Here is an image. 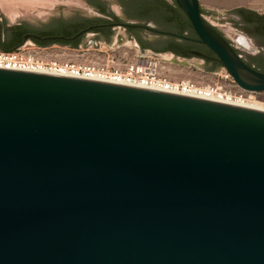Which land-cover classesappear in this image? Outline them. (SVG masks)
<instances>
[{
  "label": "water",
  "instance_id": "obj_1",
  "mask_svg": "<svg viewBox=\"0 0 264 264\" xmlns=\"http://www.w3.org/2000/svg\"><path fill=\"white\" fill-rule=\"evenodd\" d=\"M176 2L196 39L118 26L196 40L240 89L264 91V33L233 10ZM0 264H264V111L0 67Z\"/></svg>",
  "mask_w": 264,
  "mask_h": 264
},
{
  "label": "rangeland",
  "instance_id": "obj_2",
  "mask_svg": "<svg viewBox=\"0 0 264 264\" xmlns=\"http://www.w3.org/2000/svg\"><path fill=\"white\" fill-rule=\"evenodd\" d=\"M108 11L107 15L124 18L126 22L135 21L130 19L123 12L118 0H99ZM169 5H175L174 0H164ZM201 8L210 9L217 12H229L237 7H243L264 15V0H199ZM83 14L88 17H95L97 14L93 9L88 8L84 0H0V17L7 24H14L21 19H45L51 15L73 16ZM203 19L216 28L222 35L234 43L232 37L237 34L241 41L234 43L248 54L257 53V48L252 44L251 39L243 31L233 27L230 22H218L221 20L219 16L204 15ZM123 16V17H122ZM147 24L160 29H167L173 32L179 28V24H164L161 20H149ZM115 36L109 43L91 42L80 48H65V47H41L26 40L19 44L15 49H26V52L31 53L44 61H56L59 63H82L94 67H102L108 71L125 72L132 64L140 61L156 62L154 73L160 78H164L170 82L188 81L197 85L217 84L225 90L237 92L238 86L228 79L215 74L219 70L213 69L212 65L206 60L197 56L182 57L173 54L170 51L155 52L151 49L142 50L135 40L130 39L125 34V29L121 26L115 27ZM233 32H236L233 34ZM183 34H191V31H186ZM145 35L157 38L159 42L166 43L174 41L167 36H153L152 33ZM119 39V37H121ZM247 37V38H246ZM247 39L252 46L250 49L247 45ZM241 46V47H239ZM243 47V48H242ZM14 49V50H15ZM250 103L261 105L264 107V91L254 92Z\"/></svg>",
  "mask_w": 264,
  "mask_h": 264
},
{
  "label": "flooded vegetation",
  "instance_id": "obj_3",
  "mask_svg": "<svg viewBox=\"0 0 264 264\" xmlns=\"http://www.w3.org/2000/svg\"><path fill=\"white\" fill-rule=\"evenodd\" d=\"M99 2L100 7L91 4L89 0H84L85 5L88 8L93 9L97 14L95 17H88L83 14H77L68 17L63 15H51L45 19H21L18 22H15L14 24H7L3 20L4 18L0 17V35L2 38H5L8 35L11 36L12 41L16 44H21L26 40H30L31 43L45 48L54 46L65 47L70 49L80 48L89 44L90 41L94 42V44L101 42L109 43L115 36L114 29L116 26H118V23L126 21L124 18L115 17L111 14L107 15L108 11L102 4L103 2ZM123 12L125 13L124 9ZM90 26L93 27L89 29ZM130 28L132 27L124 28L125 34L130 39L135 40L139 47L142 42L147 44L148 46L155 48H161L166 45L170 46L175 52H178V54H180L179 56H197L206 60L211 65L213 64L210 59L211 56L208 48L196 40L180 39L177 37L156 33L143 28H141L142 30H130ZM146 33H152L154 34V37L167 36L173 38L174 41L162 43L159 42L157 38L145 35ZM175 33L179 32L175 31ZM25 35H28V37L25 38ZM34 35L37 36V38ZM187 36L193 39L197 38L195 33L193 32H191L190 35L187 34ZM121 38L122 36L119 37V39ZM244 47H250V41L248 39L247 45H244ZM244 59L247 63H249V65L256 68L251 60H249L248 58Z\"/></svg>",
  "mask_w": 264,
  "mask_h": 264
},
{
  "label": "built area",
  "instance_id": "obj_4",
  "mask_svg": "<svg viewBox=\"0 0 264 264\" xmlns=\"http://www.w3.org/2000/svg\"><path fill=\"white\" fill-rule=\"evenodd\" d=\"M234 33L236 32H233V34ZM155 66V61L143 60L130 65L125 72L108 71L102 67H94L82 63L47 62L40 57L26 52V49L21 48H17L10 52L0 50V67L2 68L62 73L119 84L154 88L231 104H244L250 102L253 98L252 94L254 92L245 91L239 87L237 92H232L223 89L217 84L197 85L188 81L170 82L156 76L154 73ZM215 74L233 82L230 73L223 66L219 67V70L215 72Z\"/></svg>",
  "mask_w": 264,
  "mask_h": 264
},
{
  "label": "trees",
  "instance_id": "obj_5",
  "mask_svg": "<svg viewBox=\"0 0 264 264\" xmlns=\"http://www.w3.org/2000/svg\"><path fill=\"white\" fill-rule=\"evenodd\" d=\"M89 1L93 5L99 6L100 4L99 0H89ZM118 1L121 7L124 9L126 15L130 19H134L135 20L134 22L147 24L146 21H149V20H153V21L161 20L166 25H169L172 23L179 24L180 27L177 28L176 30H180L179 31L180 34H183L186 31H191L194 33L189 19L184 14V12L181 10L176 0H174V4H175L174 6L169 5L164 0H118ZM233 12L236 13V15L241 20L240 22L241 24L235 23L236 26L240 27L242 30H245V31L253 30L255 32L257 31V32L264 33V16H262L261 14H258L255 11H252L250 9L243 8V7H237L233 9ZM200 13H202V10H200ZM168 28L169 27H167V29ZM167 29H162V30H167ZM130 30H142V29L132 27L130 28ZM169 30H173V29L169 28ZM19 44L20 43L16 44L15 42H13L11 36L9 35L6 36L5 38H2L0 35V50L1 51H4V52L13 51ZM140 48L142 50L151 49L155 52L171 51L177 55H180L178 54V52H175L170 46H166V45L161 48H155V47L148 46L147 44L142 42L140 44ZM208 50L211 56L210 59L213 62L212 68L217 69L221 67L222 65H221L219 58L210 49ZM260 58H261L260 64L264 65V56H261ZM259 70L264 71V68H261Z\"/></svg>",
  "mask_w": 264,
  "mask_h": 264
},
{
  "label": "bare ground",
  "instance_id": "obj_6",
  "mask_svg": "<svg viewBox=\"0 0 264 264\" xmlns=\"http://www.w3.org/2000/svg\"><path fill=\"white\" fill-rule=\"evenodd\" d=\"M235 34V33H234ZM239 36V35H238ZM237 36V34L236 35H234L232 38H233V41L235 42H239V41H241V39L239 38ZM235 42V43H236ZM239 47H241V46H239ZM252 46L250 45V47L249 48H244V49H250ZM243 48V47H242ZM53 74H60V75H66V74H62V73H53ZM67 76H73V75H67ZM154 89V88H153ZM158 90V89H157ZM211 100V99H210ZM237 105H240V106H246V107H250V108H255V109H259V110H263L264 111V107L263 106H261V105H255V104H253V103H250V102H247V103H244V104H237Z\"/></svg>",
  "mask_w": 264,
  "mask_h": 264
}]
</instances>
